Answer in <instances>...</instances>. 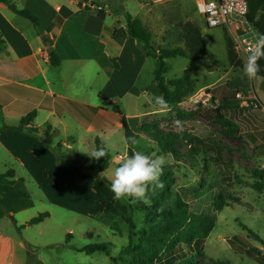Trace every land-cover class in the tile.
Instances as JSON below:
<instances>
[{
    "label": "rangeland",
    "instance_id": "rangeland-1",
    "mask_svg": "<svg viewBox=\"0 0 264 264\" xmlns=\"http://www.w3.org/2000/svg\"><path fill=\"white\" fill-rule=\"evenodd\" d=\"M85 1V7L118 13L123 20L125 13L138 18L141 23L145 18L146 23L142 24L150 32V46L155 50L183 48L181 25L191 22L199 27L210 64L209 71L188 58L165 60L168 67V72L163 75L165 81L182 77L185 72L191 77L188 89L176 94L173 105L176 110L165 105L153 81V58L145 62L143 81H140L149 95V98L145 95L143 99H149V111L141 124L157 131V135L165 141L175 140L173 148L180 158L177 160L171 154H162L158 146L148 139V142L136 141L135 147L153 158H163L162 173H173L172 189L188 203L190 212H211V205L217 197H222L228 204L221 212L215 213V227L199 247L201 256L195 257L192 264H259L243 251L253 249L264 260V190L258 193L251 188L256 182L254 174L263 170L248 160L264 145L251 151L244 143L238 118H234L237 114H233L257 108L243 106L236 98L237 93L241 94L239 90L231 91L227 88L226 80H219L224 72L239 73L243 69L241 62L239 67H232L228 62L226 41L229 39L231 42L228 32L223 28L208 29L196 0ZM209 84L212 85L200 89ZM170 89L174 91V88ZM249 94L250 91L243 93L242 97L247 99ZM123 100L128 102V96ZM107 140L110 165L99 178L86 172V178L78 179L75 186L57 185L49 192H42L34 184L26 182L22 186L31 196L29 201H11L22 209L19 217L26 218L30 214L36 217L42 212L50 214V218L39 226L29 227L24 232L40 245L29 249L34 256L39 253L46 261H60L63 264H122L118 259L129 240L133 245L138 243L140 231L146 229L145 213L136 210L143 201L133 203L115 199L110 187L101 179L105 178L111 183L115 168L127 159H122L125 154L121 151L122 147H118L113 139ZM215 146L221 151L220 158L216 160ZM81 151L88 160L83 161L68 150L54 149L56 155H64L70 160L62 165L57 161L59 166L87 164L86 171L90 156L88 151ZM55 178L59 184L63 176L57 175ZM159 178L162 180V177ZM54 196L63 199L66 209L56 207L52 202ZM21 203H32V209L25 210ZM249 231L258 239L251 236ZM96 244H108L107 253L86 255L75 252L76 249ZM181 248L186 257L193 255L185 246ZM111 258L118 261L113 262Z\"/></svg>",
    "mask_w": 264,
    "mask_h": 264
},
{
    "label": "crops",
    "instance_id": "crops-1",
    "mask_svg": "<svg viewBox=\"0 0 264 264\" xmlns=\"http://www.w3.org/2000/svg\"><path fill=\"white\" fill-rule=\"evenodd\" d=\"M13 2L37 19L50 46L42 42L29 20L0 4V128H17L22 119L34 115L21 131L0 132V175L13 171L14 180L13 185L0 184V202L7 211L0 220V264H26L29 249L40 246L24 234L40 223L25 227L20 234L15 228L35 217H19L21 207L11 203L31 198L22 185L30 182L49 192L57 185L75 186L78 179L87 176V164L59 166L55 148L71 151L85 161L88 159L81 150L90 156L96 137L102 139L108 154L107 139H113L122 147L124 159L129 151H139L133 139L148 142L140 129L148 115L149 99L143 100L148 94L140 81L149 57L126 34L125 19L75 0ZM49 49L59 57L58 66L51 65ZM242 68L239 73L224 72L219 80H226L227 88L239 90L241 95L253 92L257 110L233 114L243 129L244 143L256 151L264 145V82L247 77ZM125 96L128 102H124ZM47 130L52 137L50 145L43 143ZM248 160L264 171V147ZM57 175L63 176L59 184ZM23 193L28 197H21ZM52 202L66 209L61 197L54 196ZM31 204L21 206L30 211ZM45 213L46 219L50 218ZM31 255V264H63L46 261L39 253Z\"/></svg>",
    "mask_w": 264,
    "mask_h": 264
},
{
    "label": "trees",
    "instance_id": "trees-1",
    "mask_svg": "<svg viewBox=\"0 0 264 264\" xmlns=\"http://www.w3.org/2000/svg\"><path fill=\"white\" fill-rule=\"evenodd\" d=\"M83 2L86 3L85 0ZM246 2L248 7L246 19L262 37L264 36V0H246ZM0 4L4 5L12 13L29 20L42 42L50 46L46 35L33 15L26 10L18 9L13 0H0ZM124 19L126 34L138 42L140 50L146 57H151L155 60L153 81L162 96L163 102L171 110H176L173 107L176 101V94L177 92L188 89L191 77L188 72H185L182 77L165 81L163 75L168 72L165 60L176 57L188 58L191 62L209 71L210 64L199 27L191 22L181 25L184 40L183 48L177 47L169 50H155L150 46L151 34L141 21L126 13L124 14ZM226 51L229 64L232 67H239L241 63L240 61L236 62V56L229 39L226 41ZM256 55L258 56L257 63L261 69L256 78H260L264 82V42ZM49 61L53 66H58L60 63L59 57L54 51L49 53ZM170 87L174 88V91H171ZM235 110L238 109H233L232 111ZM33 116V114L28 115L22 119L21 125L17 128L3 127L0 128V132L21 131L22 126L31 122ZM49 130H47L43 139L45 145L51 144L52 137ZM140 130L141 135L150 142L155 143L162 154H171L177 160L180 158L179 153L173 148L176 143L175 140L168 139L165 141L157 135V131L143 124H141ZM94 146V151L101 147L104 148L106 155L99 160L91 157L86 171L99 178L109 168L110 159L101 138L96 137L94 139ZM131 154L132 152L129 151L127 158ZM214 154L215 160L221 156V151L216 146L214 147ZM68 160L64 155H57L59 165L69 163L70 160ZM259 172L254 174L256 182L252 184L251 188L261 193L264 190V171ZM160 177H162V180L159 178V186H149L146 190V201L149 203L145 201L140 202L136 208L137 211L145 213L146 229L140 231V239L137 244L133 245L129 240L127 246L122 250L121 257L118 259L122 264H192L195 257L201 256L202 251L199 247L205 242L215 227V213L221 212L224 207L228 206L222 197H217L211 205V212L194 214L190 212L188 203L172 189L174 185L173 173L168 171L162 173ZM101 179L110 187L111 183L107 179ZM0 184L13 185V171H7L1 174ZM21 197L27 198L28 195L23 193ZM6 215L7 211L0 202V220ZM47 217V213H41L23 225H15L16 231L20 234L21 230L25 227L39 224ZM130 228L134 229L133 225H130ZM249 234L255 239H258L253 232L249 231ZM107 246L108 244L89 245L78 251L86 255H91L96 252L107 253ZM181 246H185L187 251H191L190 253H193V255L186 257L185 253L181 250ZM243 252L257 263L264 264V260L253 249H246ZM111 260L113 262L118 261L114 258H111ZM31 263L32 255L29 251L26 264Z\"/></svg>",
    "mask_w": 264,
    "mask_h": 264
},
{
    "label": "built area",
    "instance_id": "built-area-1",
    "mask_svg": "<svg viewBox=\"0 0 264 264\" xmlns=\"http://www.w3.org/2000/svg\"><path fill=\"white\" fill-rule=\"evenodd\" d=\"M196 6L208 29L223 28L228 32L232 50L245 67L248 58L256 55L263 44L261 35L246 19V0H196ZM236 98L243 106L258 107L251 91L247 99L239 93Z\"/></svg>",
    "mask_w": 264,
    "mask_h": 264
},
{
    "label": "clouds",
    "instance_id": "clouds-1",
    "mask_svg": "<svg viewBox=\"0 0 264 264\" xmlns=\"http://www.w3.org/2000/svg\"><path fill=\"white\" fill-rule=\"evenodd\" d=\"M264 42V36L260 37ZM258 56L248 58L244 67L247 77L253 78L260 72V65L257 63ZM132 143H136L133 139ZM89 155V154H88ZM106 155L104 148H98L90 156L96 160ZM163 158H153L150 154L141 151L133 152L123 163L114 170L110 184V191L117 200H126L133 203L138 201L146 202V190L150 185H158L159 177L163 172Z\"/></svg>",
    "mask_w": 264,
    "mask_h": 264
},
{
    "label": "water",
    "instance_id": "water-1",
    "mask_svg": "<svg viewBox=\"0 0 264 264\" xmlns=\"http://www.w3.org/2000/svg\"><path fill=\"white\" fill-rule=\"evenodd\" d=\"M78 2L82 3L84 0H77ZM51 52V49L48 50V53Z\"/></svg>",
    "mask_w": 264,
    "mask_h": 264
}]
</instances>
